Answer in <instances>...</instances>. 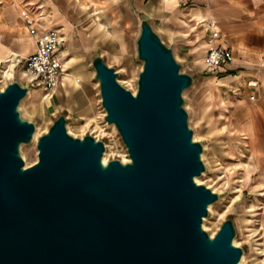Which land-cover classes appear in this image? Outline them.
Returning a JSON list of instances; mask_svg holds the SVG:
<instances>
[{
    "label": "water",
    "instance_id": "water-1",
    "mask_svg": "<svg viewBox=\"0 0 264 264\" xmlns=\"http://www.w3.org/2000/svg\"><path fill=\"white\" fill-rule=\"evenodd\" d=\"M139 28L136 93L103 56L92 58L104 120L128 162L104 163L105 141L69 134L61 113L27 167L21 147L37 127L20 106L30 89L14 81L0 90V264L241 263L232 218L214 236L203 228L221 196L197 182L204 144L183 97L194 77L145 15Z\"/></svg>",
    "mask_w": 264,
    "mask_h": 264
},
{
    "label": "crops",
    "instance_id": "crops-1",
    "mask_svg": "<svg viewBox=\"0 0 264 264\" xmlns=\"http://www.w3.org/2000/svg\"><path fill=\"white\" fill-rule=\"evenodd\" d=\"M143 15L195 83L208 77L226 99L224 133L247 156L243 183L264 195V0H0V58L28 57L44 33H61L62 72L51 91L29 90L25 108L32 119L65 113L91 120L92 58H119L129 67L127 38ZM212 46L229 49L233 61L209 66Z\"/></svg>",
    "mask_w": 264,
    "mask_h": 264
},
{
    "label": "rangeland",
    "instance_id": "rangeland-1",
    "mask_svg": "<svg viewBox=\"0 0 264 264\" xmlns=\"http://www.w3.org/2000/svg\"><path fill=\"white\" fill-rule=\"evenodd\" d=\"M30 18L33 17L27 13ZM25 18V15L23 16ZM34 24V22H33ZM30 33L31 27L29 26ZM138 26L131 29L127 38V55L130 66L122 64L120 59L106 60V63L114 67L119 74V82L136 93L138 75L143 68V62L138 59L136 40L139 36ZM34 34V33H31ZM0 61V67L6 64L7 59ZM93 82L91 97L94 99V116L91 120L78 118L68 119L67 130L76 137H84L91 134L105 141L109 153L108 161L114 158L121 159L127 156L126 148L122 143L116 129H112L105 120V110L101 105L99 81L95 78V70L89 67ZM185 70V68L183 67ZM209 76V75H206ZM23 80L20 66L16 72L4 77L0 73V90L7 84ZM214 83L207 77L200 83H193L192 87L185 90L183 97L185 107L189 113V123L194 130V136L203 142V161L207 170L200 177V183L210 187L221 196L220 200L213 204V210H209V216L204 218L203 228L214 236L222 223L232 218L235 222L237 246L245 248V261L242 264H264V195H259L243 183V169L247 156L242 145L227 137L225 129V105L226 99L220 91L213 86ZM26 98L22 101L20 111L23 117L32 120L36 124L37 134H44L54 119V116H37L32 119L31 113L25 108ZM97 123V124H96ZM39 130V132H38ZM37 140L21 147V154L30 166L37 161ZM28 164V165H27ZM243 186V187H242ZM251 260V261H250Z\"/></svg>",
    "mask_w": 264,
    "mask_h": 264
},
{
    "label": "built area",
    "instance_id": "built-area-1",
    "mask_svg": "<svg viewBox=\"0 0 264 264\" xmlns=\"http://www.w3.org/2000/svg\"><path fill=\"white\" fill-rule=\"evenodd\" d=\"M25 19L31 27V33H34V20L28 15H25ZM61 42L60 31L51 30L37 39V50L34 54L28 57L17 56L16 66H20L29 89L43 87L49 92L54 88L62 72ZM205 61L209 66L220 67L230 64L233 61V54L227 48L212 46L205 56Z\"/></svg>",
    "mask_w": 264,
    "mask_h": 264
},
{
    "label": "bare ground",
    "instance_id": "bare-ground-1",
    "mask_svg": "<svg viewBox=\"0 0 264 264\" xmlns=\"http://www.w3.org/2000/svg\"><path fill=\"white\" fill-rule=\"evenodd\" d=\"M16 58H17V55H15V56H14V55H10L9 58L7 59V61H6V64H5L4 66L0 67V73H1L4 77H6V76H10V75L14 74L15 66H16V63H15ZM1 59H3V58H0V61H1ZM96 124H97V123H96ZM109 126H111L112 129H113V128L115 129V126H114V125H109ZM38 132H39V130H38ZM40 135H41L40 132H39V134H37V132H36V134H35V138H34V139L37 140L38 137H39ZM194 137H195V140H197V139H196V138H198L197 135L194 136ZM108 157H109V153H108V151L106 150L105 155H104V158H103L104 163H107V162H108ZM122 161H123V162H128V161H129L128 156L122 158ZM27 165H28V164H27ZM27 167H28V166H27ZM248 172H249V171H248ZM249 177H250V176H249ZM197 182H198V183L201 182V181H200V177L197 178ZM244 183H245V182H244ZM242 187H243V186H242ZM210 209H211V211L213 210V204L209 207V210H210ZM235 244H237V240L235 241ZM244 261H245V257L242 258V261H241L240 264H242Z\"/></svg>",
    "mask_w": 264,
    "mask_h": 264
}]
</instances>
